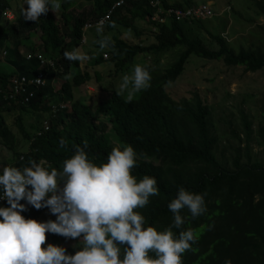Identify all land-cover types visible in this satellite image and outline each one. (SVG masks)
<instances>
[{
    "label": "trees",
    "instance_id": "trees-1",
    "mask_svg": "<svg viewBox=\"0 0 264 264\" xmlns=\"http://www.w3.org/2000/svg\"><path fill=\"white\" fill-rule=\"evenodd\" d=\"M114 1L61 0L58 10H49L32 22L24 21L19 14L22 0H0V143L9 154L6 165L23 168L30 160H44L60 171L63 160L73 154L74 146L86 144L89 159L99 164L105 162L113 147L130 144L137 157L132 175L137 179L149 175L157 180L158 195L138 209L147 226L163 230L171 224L167 203L178 187L204 194L207 208L204 215L192 219L187 210L181 213L187 217L182 228H190L194 233V242L182 255V264H223L226 258L231 264H264V165L250 154L253 144L264 148V115L259 127L253 129L248 115L240 111L241 131L231 130L225 137L227 145L222 146L212 132L209 109L197 95L190 102H176L165 91L183 74L190 56L256 72L264 69V52L251 47L235 53L223 37L205 31L209 42L216 46L211 49L199 35L192 34L202 28V22L170 19L157 25L154 42L144 46L112 36L111 46L106 47L109 58L97 57L95 66L107 61L113 65L115 74H124L130 73L138 55L155 62L157 56L171 52L174 61L162 72H157V63L141 65L150 73V87L135 94L131 101L118 89H104L109 98L98 110L102 118L96 119L85 104L71 103L72 88L88 82L89 75L70 76L74 74L68 70L72 61L65 60L63 52L79 47L86 23L103 17ZM250 2L257 14L264 17V0ZM190 5V0L174 3L175 7ZM23 7L26 9L27 5ZM8 14L13 18L8 20L5 17ZM150 15L144 0H125L109 18L107 31L117 26L135 31V21L147 20ZM32 33L39 35V44L30 43L28 36ZM95 46L99 44L96 42ZM27 53L32 56L41 53L45 64L32 56L25 60ZM47 61H52L54 67L49 68ZM38 75L46 76L50 86L54 77L61 78L60 90L54 93L52 86L35 89L28 85ZM29 94L33 98L25 102ZM60 102L71 103L70 111H61L51 130L36 137L40 122L25 123L36 112L49 111L48 103ZM8 116H14L17 134L11 129ZM229 152L227 159L225 155ZM148 160H157L159 164ZM26 207L22 216L38 222L44 220L46 208ZM45 237L43 245L65 239L48 233ZM63 247L68 254H74L72 245Z\"/></svg>",
    "mask_w": 264,
    "mask_h": 264
},
{
    "label": "clouds",
    "instance_id": "clouds-1",
    "mask_svg": "<svg viewBox=\"0 0 264 264\" xmlns=\"http://www.w3.org/2000/svg\"><path fill=\"white\" fill-rule=\"evenodd\" d=\"M144 1L151 10V15L144 21L149 22L155 32L157 25L170 19L185 23L203 21L178 20L171 15L158 23L151 20L156 12L169 9L185 11L209 4L175 7L176 0ZM117 2L118 0L114 1L103 17L86 23L84 32L96 30L100 34L103 28L107 31L109 18L116 9L124 5L125 0L119 5ZM60 4L61 0H22L19 14L24 21L36 22L49 10H58ZM24 5H27L26 9ZM5 17L8 20L13 18L11 14ZM84 35L79 47L63 52L64 59L72 61L74 66V61L89 59L80 49L85 43ZM97 43L101 49L111 46V40L107 36ZM108 55L107 48L101 57L107 60ZM4 56L5 53H2L3 60ZM31 56L29 53L25 54V60ZM32 57L40 64H45L41 53ZM46 64L49 68L54 67L52 61H47ZM84 73L86 72L77 75ZM70 76L73 77L74 74ZM60 79H52L54 93L60 90ZM150 81L149 71L140 64H135L130 73L121 76L118 92L126 94V99L131 101L135 94L150 87ZM86 83L82 85L88 90L87 94H93V87ZM28 85L35 89L51 87L44 75L30 79ZM31 98L33 95L29 94L25 102ZM75 102L82 103L75 100L73 94L71 103ZM71 103H48L46 106L49 111L36 112L32 120H38L41 127L34 135L40 137L51 130L58 114L70 111ZM88 109L94 114L100 108ZM96 119L101 118L96 116ZM27 123L29 122L25 124ZM63 143L61 140L60 145L63 146ZM86 148V144L83 147L74 146L73 154L63 160L60 171L48 166L44 160H30L23 168L7 165L0 167V264H182V255L194 242V233L190 228H182L187 217L181 213L187 210L192 219L204 215L207 211L204 194L178 187L174 198L167 203V209L172 214L171 224L163 230L147 226L145 217L138 209L144 208L150 197L158 195L157 180L154 176L143 175L137 179L132 175L137 159L133 147L130 144L113 147L105 162L99 164L89 159ZM22 200L24 203H20ZM4 203L6 206H3ZM26 205L35 210L46 208L55 219L38 222L25 218L21 213L27 211ZM45 233L61 236L65 240L78 239V243L72 246L74 254H68L65 247L51 243L43 247ZM223 264H231V260L226 258Z\"/></svg>",
    "mask_w": 264,
    "mask_h": 264
},
{
    "label": "rangeland",
    "instance_id": "rangeland-1",
    "mask_svg": "<svg viewBox=\"0 0 264 264\" xmlns=\"http://www.w3.org/2000/svg\"><path fill=\"white\" fill-rule=\"evenodd\" d=\"M190 1H192L193 5L209 3L213 10V16L208 20L202 21V28L192 32L193 35H199V38L206 46L216 49V46L209 42L210 39L205 33V31H208L211 34L223 37L227 46L235 53L240 48L247 49L251 47H259L264 52V17L257 14V10L250 0ZM134 27L136 32L117 26L113 32L106 31L103 28V32L100 34L96 30L85 33V43L80 49L88 55L89 59L74 61L77 67H74L73 63H71L68 66V70L74 75L84 71L88 73L91 78L86 84L93 87L94 93L87 94L88 90L82 85L79 88L72 89L75 100L85 103L91 110L92 108H100L101 103H105L109 98L108 91H104V89H118L120 78L123 74H115L114 67L110 62H104L97 68L94 67L96 58L107 50V48L101 49L95 45L98 40L105 36L110 40H112V36H115L127 43L142 46L150 45L154 42L153 34L155 31L149 22L136 20ZM28 37L31 44H39L38 34L32 33ZM151 59L138 55L132 65L152 66L157 63V72H162V69L168 66L169 62L174 61V54L168 52L165 55H159L155 62ZM78 65L81 67L78 68ZM131 68L132 66L129 71H131ZM61 81L59 82L61 83ZM60 83H58L59 87ZM165 91L176 102H190L193 100L194 95H197L209 109L212 132L221 140L222 146L227 145L225 137L231 130L241 131L240 111L248 115L253 129L259 127L264 115V69L256 72H247L240 66L227 67L222 61L202 60L195 56H190L183 74L171 85L165 87ZM94 115L102 118L98 111ZM14 120V116L7 117L12 130L17 133V128L13 124ZM32 122L33 120L29 123ZM229 143L233 145L231 139H229ZM229 154L230 152L225 155L228 157L227 159H229ZM250 154L253 160H258L264 165L263 147L253 144ZM8 158L7 150L0 143V167L6 166ZM152 161L153 164H159L157 160ZM49 219L54 220L55 217L50 215L47 210L43 221ZM76 243H78V239H63L51 244L73 246ZM42 246L44 247L45 245L42 244Z\"/></svg>",
    "mask_w": 264,
    "mask_h": 264
},
{
    "label": "built area",
    "instance_id": "built-area-1",
    "mask_svg": "<svg viewBox=\"0 0 264 264\" xmlns=\"http://www.w3.org/2000/svg\"><path fill=\"white\" fill-rule=\"evenodd\" d=\"M124 0H118L117 5L121 4ZM173 15L176 19H199L205 20L213 16V10L209 4H202L197 8L188 9L185 11L169 9L163 12H156L152 17V21L162 23L166 17ZM41 59L40 56H38Z\"/></svg>",
    "mask_w": 264,
    "mask_h": 264
}]
</instances>
